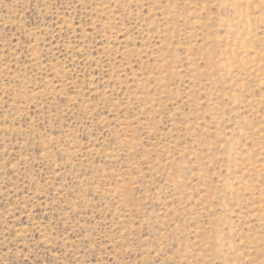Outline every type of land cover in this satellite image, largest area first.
<instances>
[{"label": "rangeland", "instance_id": "rangeland-1", "mask_svg": "<svg viewBox=\"0 0 264 264\" xmlns=\"http://www.w3.org/2000/svg\"><path fill=\"white\" fill-rule=\"evenodd\" d=\"M0 264H264V0H0Z\"/></svg>", "mask_w": 264, "mask_h": 264}, {"label": "bare ground", "instance_id": "bare-ground-1", "mask_svg": "<svg viewBox=\"0 0 264 264\" xmlns=\"http://www.w3.org/2000/svg\"><path fill=\"white\" fill-rule=\"evenodd\" d=\"M224 61H226V60H224ZM223 62V61H222ZM225 65V64H224ZM227 65H229V64H227ZM230 66V65H229ZM226 67V66H225Z\"/></svg>", "mask_w": 264, "mask_h": 264}]
</instances>
